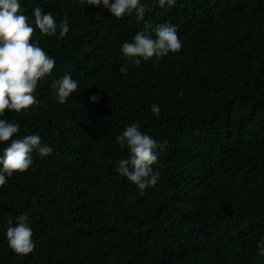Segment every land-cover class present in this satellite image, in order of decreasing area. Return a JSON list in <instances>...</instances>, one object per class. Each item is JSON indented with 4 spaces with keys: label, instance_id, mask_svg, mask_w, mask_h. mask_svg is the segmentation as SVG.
<instances>
[{
    "label": "trees",
    "instance_id": "1",
    "mask_svg": "<svg viewBox=\"0 0 264 264\" xmlns=\"http://www.w3.org/2000/svg\"><path fill=\"white\" fill-rule=\"evenodd\" d=\"M19 3L34 29L40 7L70 30L34 31L54 69L33 93L38 105L0 116L20 125L12 139L38 134L54 149L33 152L0 187V264H264V0H140L142 20L80 0ZM163 23L176 26L178 53L139 66L122 54L146 24ZM66 74L79 84L61 104L50 85ZM133 123L168 140L160 178L143 190L116 171L130 155L116 138ZM24 213L35 248L19 255L7 218Z\"/></svg>",
    "mask_w": 264,
    "mask_h": 264
},
{
    "label": "clouds",
    "instance_id": "2",
    "mask_svg": "<svg viewBox=\"0 0 264 264\" xmlns=\"http://www.w3.org/2000/svg\"><path fill=\"white\" fill-rule=\"evenodd\" d=\"M82 5H92L110 11L117 19L135 12L137 19L142 20L145 13L140 0H80ZM159 7L166 4L174 6L176 0H157ZM35 18V29L30 26L28 17L21 13L19 0H0V116L6 110L16 113L38 105L39 101L33 95L38 82L50 74L55 66V60L49 56L36 42L32 40L36 29L46 37H54L59 28V38L63 39L69 32L67 18L59 24L51 12L42 14V8L32 10ZM31 41V42H30ZM182 48L175 25L170 23L158 24L153 27L146 24L138 31L131 42L125 41L120 45L122 54L130 62L139 66L142 58L145 61L156 58L155 63L169 55L178 53ZM127 65L119 68L121 74H126ZM79 82L70 74L54 80L50 87L58 99L64 104L78 88ZM182 95V93H179ZM102 97L93 95L90 100L98 102ZM151 111L159 117L158 104L151 106ZM19 124L9 123L0 119V142H10L0 155V187L6 185V177L14 173H23L33 164V152L44 158L53 154L54 149L47 143H42L38 134L25 135L21 139H12L18 133ZM117 143L123 151L125 147L130 152L126 159L118 162L116 171L126 177L139 189L143 190L155 186L160 178V171L155 170L159 153L166 150L168 140H157L147 133L141 132L135 123L127 126L117 138ZM6 231L8 246L19 255H27L35 248L33 230L30 226L28 213L16 216L13 223L12 216H8ZM259 254L264 256V239L259 241Z\"/></svg>",
    "mask_w": 264,
    "mask_h": 264
}]
</instances>
